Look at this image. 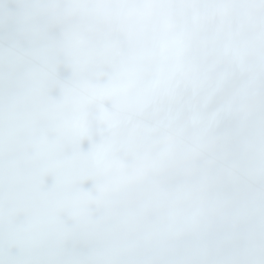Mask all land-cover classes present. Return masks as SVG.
I'll list each match as a JSON object with an SVG mask.
<instances>
[{
	"label": "clouds",
	"instance_id": "clouds-1",
	"mask_svg": "<svg viewBox=\"0 0 264 264\" xmlns=\"http://www.w3.org/2000/svg\"><path fill=\"white\" fill-rule=\"evenodd\" d=\"M0 264H264V0H0Z\"/></svg>",
	"mask_w": 264,
	"mask_h": 264
}]
</instances>
